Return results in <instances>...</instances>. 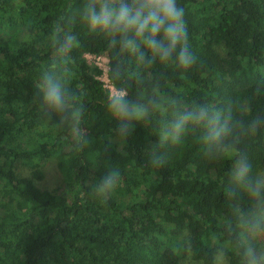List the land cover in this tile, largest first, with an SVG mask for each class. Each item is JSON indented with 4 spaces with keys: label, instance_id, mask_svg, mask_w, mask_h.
Wrapping results in <instances>:
<instances>
[{
    "label": "trees",
    "instance_id": "1",
    "mask_svg": "<svg viewBox=\"0 0 264 264\" xmlns=\"http://www.w3.org/2000/svg\"><path fill=\"white\" fill-rule=\"evenodd\" d=\"M88 2L0 0V264H247L249 246L264 255V235L248 226L255 217L264 229V198L234 178L241 156L250 178L264 168V0H177L198 58L188 72L140 62L90 30ZM104 54L114 87L149 110L127 135L86 59ZM46 74L63 83L71 119L44 104ZM205 106L230 117L223 143L203 125L160 142L176 113ZM50 160L62 179L53 191L40 187ZM111 169L119 187L102 205L95 187Z\"/></svg>",
    "mask_w": 264,
    "mask_h": 264
},
{
    "label": "clouds",
    "instance_id": "2",
    "mask_svg": "<svg viewBox=\"0 0 264 264\" xmlns=\"http://www.w3.org/2000/svg\"><path fill=\"white\" fill-rule=\"evenodd\" d=\"M84 17L90 30H99L112 36L113 45L119 43L121 51L136 55L140 62L152 63L157 59L162 64L174 62L183 72L190 71L197 63L198 58L189 43L185 9L177 4V0H89L84 8ZM73 39L72 36L65 38L61 46L65 52ZM141 46L145 51L141 50ZM146 52L151 55L146 56ZM37 87L49 109L58 113L62 121L71 119L67 92L60 79L46 74ZM108 109L112 117L118 120V131L122 135L129 134L131 121L143 119L149 112L145 106L130 105L119 91L111 96ZM229 120L230 117L206 106L192 108L176 113L166 124L159 140L178 143L189 125H203L208 130L209 142L220 144L232 132ZM258 125L259 121L254 120L249 125L250 131H255ZM154 163L162 166L163 158H157ZM120 178V172L111 169L99 179L95 194L100 204L108 203L119 187ZM234 178L246 187L252 197L257 200L264 198V175L250 178L249 167L243 156L237 161ZM248 226L253 239L264 235V229L260 228V222L255 217ZM246 260L247 264H264V255H257L249 246Z\"/></svg>",
    "mask_w": 264,
    "mask_h": 264
},
{
    "label": "rangeland",
    "instance_id": "3",
    "mask_svg": "<svg viewBox=\"0 0 264 264\" xmlns=\"http://www.w3.org/2000/svg\"><path fill=\"white\" fill-rule=\"evenodd\" d=\"M99 57H101V58H99ZM97 58H99V59H97ZM86 59L92 67H98L101 70V75L99 77L104 79L105 76L107 75L108 70H109V59H108L107 55H105V54L104 55H98L96 57H94L93 55H86ZM108 91L110 92L111 95H113V96L115 95L114 92H111L110 90H108ZM120 93L123 94L122 92H120ZM44 170H45L46 178L43 182L40 183V187L43 190H48V191H53V190L57 189L61 185L62 179H61V175L58 171V168H57L55 162L52 160L48 161L45 165ZM261 175H264V168L261 171ZM263 240H264V238H263ZM184 264H200V263H195V262L186 260ZM216 264H228V263H227L225 256L220 255L218 257Z\"/></svg>",
    "mask_w": 264,
    "mask_h": 264
},
{
    "label": "built area",
    "instance_id": "4",
    "mask_svg": "<svg viewBox=\"0 0 264 264\" xmlns=\"http://www.w3.org/2000/svg\"><path fill=\"white\" fill-rule=\"evenodd\" d=\"M94 57H96L97 55H93ZM99 58H101V57H99ZM99 58H97V59H99ZM109 71V70H108ZM101 82H103L104 83V88L105 89H107V90H110L111 92H114L115 94L118 92V90L114 87V85L112 84V82L109 80V78H108V72H107V75L105 76V78L104 79H102V78H98ZM123 93V92H122ZM123 95H124V93H123ZM111 96H113V95H111Z\"/></svg>",
    "mask_w": 264,
    "mask_h": 264
}]
</instances>
